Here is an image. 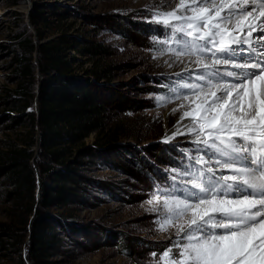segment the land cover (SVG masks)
<instances>
[{"label":"rangeland","instance_id":"rangeland-1","mask_svg":"<svg viewBox=\"0 0 264 264\" xmlns=\"http://www.w3.org/2000/svg\"><path fill=\"white\" fill-rule=\"evenodd\" d=\"M178 3L0 0V150L11 144L24 146L23 138L34 131L32 114H37V87L42 76L39 53L30 55L19 37L37 41L39 32L44 41L64 30L71 41H97L109 48L110 54L102 63L106 60L112 65L113 77L98 80L96 90L109 102L108 121H124L126 126L117 147L91 151L92 134L82 149L85 153L76 152L72 158L75 196L57 208H47L54 240L47 257L36 264H164L163 253L169 249L175 258V242H182L178 226L183 221H173L166 230H160L163 209L156 197L162 200L163 196L153 192L148 173H172L175 158L185 151L186 157L195 154L191 150L193 135L185 130L189 119L181 120L189 108L186 101L177 99L186 92L179 85L192 82L186 79L192 71L185 67L190 58L178 59L175 44L161 43L164 26L156 22L158 12L171 11ZM69 55L75 57L78 75L84 76L95 67L96 62L77 49L70 50ZM29 68L34 74L25 76ZM199 72L195 70L196 75ZM170 77L179 80L177 93H164V84L157 83ZM31 94L35 95L33 101ZM26 102L29 106L23 107ZM179 129L183 134L176 133ZM35 131L38 142L30 150L38 168L45 159ZM4 188L1 185L0 192ZM3 200L0 197V222H9L11 206ZM15 248L0 249V264L17 263ZM22 249L26 256L28 247Z\"/></svg>","mask_w":264,"mask_h":264},{"label":"snow or ice","instance_id":"snow-or-ice-1","mask_svg":"<svg viewBox=\"0 0 264 264\" xmlns=\"http://www.w3.org/2000/svg\"><path fill=\"white\" fill-rule=\"evenodd\" d=\"M156 16L192 61L177 99L196 145L156 197L161 231L183 221L164 264H264V0H179Z\"/></svg>","mask_w":264,"mask_h":264},{"label":"trees","instance_id":"trees-1","mask_svg":"<svg viewBox=\"0 0 264 264\" xmlns=\"http://www.w3.org/2000/svg\"><path fill=\"white\" fill-rule=\"evenodd\" d=\"M63 31L46 41L41 32L38 42L33 37H19L20 45L30 55L39 53L38 66L42 76L37 87L38 111L32 114V120L45 161L35 168L34 151L30 150L38 142L34 131L23 138L24 146L11 144L0 150V186H5L0 197L4 198L3 204L11 206L8 210L10 221L0 222V249L17 247L16 264H36L47 257L54 240L52 217L47 208H57L75 196V161L72 158L76 152L85 153L82 149L86 139L92 134L95 136L91 151L108 150L117 147L125 134L124 121H108L109 102L104 97L101 99L96 90L98 80L113 77L112 65L106 60L102 63V59L110 54L109 48L97 41L82 44L71 41ZM72 49L89 55V60L96 62L84 76L75 72V57L69 55ZM33 74L34 69L29 68L24 75ZM30 97L33 101L35 95ZM29 104L26 102L23 107ZM156 174L148 173L152 190V177L164 181L159 171ZM10 239L14 241L10 242ZM23 246L28 247L26 256Z\"/></svg>","mask_w":264,"mask_h":264},{"label":"bare ground","instance_id":"bare-ground-1","mask_svg":"<svg viewBox=\"0 0 264 264\" xmlns=\"http://www.w3.org/2000/svg\"><path fill=\"white\" fill-rule=\"evenodd\" d=\"M256 35H257V33H253V37H255ZM253 46L255 47L256 45H253ZM191 64H192V61L190 59L187 61V64L185 65L186 69L191 68ZM178 132L180 133V129L176 133H178ZM225 174H227V170H225Z\"/></svg>","mask_w":264,"mask_h":264},{"label":"water","instance_id":"water-1","mask_svg":"<svg viewBox=\"0 0 264 264\" xmlns=\"http://www.w3.org/2000/svg\"><path fill=\"white\" fill-rule=\"evenodd\" d=\"M38 96H39V94L37 95V97H36V107H37V111H38Z\"/></svg>","mask_w":264,"mask_h":264}]
</instances>
